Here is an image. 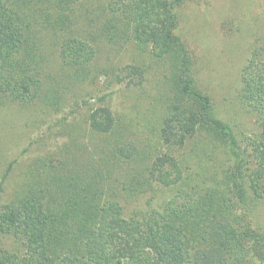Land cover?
<instances>
[{
    "label": "trees",
    "instance_id": "16d2710c",
    "mask_svg": "<svg viewBox=\"0 0 264 264\" xmlns=\"http://www.w3.org/2000/svg\"><path fill=\"white\" fill-rule=\"evenodd\" d=\"M90 1L0 0V105L61 142L0 195V264H264L263 50L242 71L262 113L242 139L197 83L183 0ZM129 43L139 61L102 63ZM124 84L151 91L133 118L109 104Z\"/></svg>",
    "mask_w": 264,
    "mask_h": 264
},
{
    "label": "rangeland",
    "instance_id": "374dc122",
    "mask_svg": "<svg viewBox=\"0 0 264 264\" xmlns=\"http://www.w3.org/2000/svg\"><path fill=\"white\" fill-rule=\"evenodd\" d=\"M178 12V33L191 52L198 85L212 97L216 113L234 123L242 139L253 137L262 113L253 106H244L240 91L242 71L250 63L252 53L257 49L264 52V0H183ZM106 49L109 55L102 63L125 67L142 58L132 43L115 48L104 46ZM114 90L109 100L112 109L118 116L130 114L132 118L140 111L136 105L143 106L151 92L150 88L131 89L125 84ZM34 118V114L15 105H0V183L14 163L5 191L0 193L4 198L14 193L25 164L61 143L44 137L46 125L37 123L33 127ZM26 150L29 152L24 154ZM15 159L24 167L16 165L15 170ZM257 211L256 228L264 229V207L260 205Z\"/></svg>",
    "mask_w": 264,
    "mask_h": 264
}]
</instances>
